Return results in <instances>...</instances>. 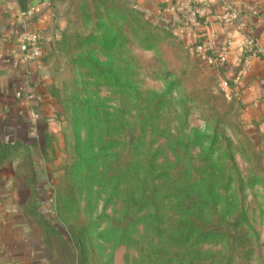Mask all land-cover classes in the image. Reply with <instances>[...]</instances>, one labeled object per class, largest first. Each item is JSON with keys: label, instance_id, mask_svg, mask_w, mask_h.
<instances>
[{"label": "rangeland", "instance_id": "rangeland-1", "mask_svg": "<svg viewBox=\"0 0 264 264\" xmlns=\"http://www.w3.org/2000/svg\"><path fill=\"white\" fill-rule=\"evenodd\" d=\"M154 1L56 0L45 55L56 111L43 160L56 264H264V135L232 78L184 45L146 7ZM166 178L155 202L165 222L177 219L168 199L178 180L187 240L177 250L137 199Z\"/></svg>", "mask_w": 264, "mask_h": 264}, {"label": "crops", "instance_id": "crops-1", "mask_svg": "<svg viewBox=\"0 0 264 264\" xmlns=\"http://www.w3.org/2000/svg\"><path fill=\"white\" fill-rule=\"evenodd\" d=\"M146 7L170 19L184 45H201L232 78L246 117L264 135V50L243 46L246 36L264 46V0H155ZM231 10L237 20L216 19ZM55 23L56 0H0V264H56L52 189L43 161L56 111L44 60ZM31 32L40 33L41 56L26 63L18 41ZM242 52L251 54V66L237 77Z\"/></svg>", "mask_w": 264, "mask_h": 264}, {"label": "trees", "instance_id": "trees-1", "mask_svg": "<svg viewBox=\"0 0 264 264\" xmlns=\"http://www.w3.org/2000/svg\"><path fill=\"white\" fill-rule=\"evenodd\" d=\"M142 17L144 18V16H142ZM44 60H45V56H44ZM150 165L155 171L157 170L156 165L154 163V160L151 159ZM141 172H142V179H143V178H145V173H146V171L144 170V164H141ZM159 173L160 172L158 171L156 175H158ZM169 179L170 178H166L164 181H162V184H160L159 181L158 182L152 181L150 184V188H148V189L142 188V189L138 190L137 199H138V201H141V203H148V205L151 206L150 207V210H151L150 213L151 214H149V217H150V226H151L152 232L153 233L156 232V234L159 236L158 238H160V239L162 238L163 240L164 239L166 240L165 236L171 238V242H173V244H171V246L173 248L176 246L175 249L177 250V249H181L180 248L181 244L185 243L187 240V235H185L184 232H182V231H184V227H185L184 226L185 217L180 212V210L183 209V207H184L183 197L179 196L180 195L179 189H176L174 187L177 185L178 180H172L171 189H170V191L171 190H178V193L175 194L174 197L168 199V201L171 203V207L179 213L178 214L179 216L177 219H173L172 220L173 222H171V223L165 222L163 219V214L161 213L160 203L155 202L157 199L160 198L159 193H161L163 191V188H165V182H167V180L170 181ZM142 182H144V180H142ZM159 185L162 186V189H161V186H159ZM176 187H179V186H176ZM154 202L156 204H154ZM174 228L176 231L175 235L173 234ZM53 231L55 233V238L52 241L54 244V240L56 239V232L58 233L59 231H57V229H53ZM208 235L213 236L215 234L213 232H209Z\"/></svg>", "mask_w": 264, "mask_h": 264}, {"label": "built area", "instance_id": "built-area-1", "mask_svg": "<svg viewBox=\"0 0 264 264\" xmlns=\"http://www.w3.org/2000/svg\"><path fill=\"white\" fill-rule=\"evenodd\" d=\"M216 19L219 22H230L236 19V13L235 11L224 12L222 14L217 15ZM39 41H40L39 32L25 33L20 38V40L18 41V49H19L20 56L24 62L30 63L40 58L41 49L39 46ZM245 45H248V44H243V46ZM249 45L250 46L252 45V41L250 42ZM195 50L196 52L200 53L202 51V46L196 45ZM263 50H264V46L258 47L255 53H260ZM209 60H210L209 62L212 63V60L211 59ZM224 60H225V56L222 55L219 57L218 62L220 63V62H223ZM248 62H249L248 59H245L243 61V67L240 68L239 74H241L244 70L249 68Z\"/></svg>", "mask_w": 264, "mask_h": 264}]
</instances>
